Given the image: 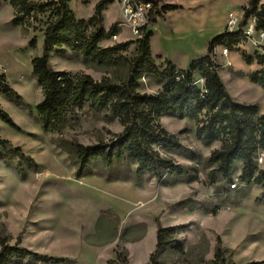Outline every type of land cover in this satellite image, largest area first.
I'll use <instances>...</instances> for the list:
<instances>
[{
    "label": "rangeland",
    "instance_id": "rangeland-1",
    "mask_svg": "<svg viewBox=\"0 0 264 264\" xmlns=\"http://www.w3.org/2000/svg\"><path fill=\"white\" fill-rule=\"evenodd\" d=\"M95 1L98 0H69L68 6L77 18L87 19L93 14ZM160 2L177 7L148 25L153 30L151 51L187 68L192 59L206 53L207 41L225 31L230 12L241 17L247 0ZM13 15L10 4L0 0V73L22 98L16 103L0 95L2 109L16 125L0 120V137L20 146L35 164L18 165L16 155L8 148H0L14 163L10 167L0 158V236H7L8 244H14L20 235L21 246L64 261L26 258L10 264H103L117 253L126 256L127 264H149L156 242V220L162 227L170 228L173 238L161 252L159 264H213L218 238L226 249L228 263L264 264L261 185L245 186L239 181L240 163L232 174L234 188L224 182L219 172L213 181L208 178L214 164L207 158L221 147L225 134L204 142L196 135L198 123L194 120L164 114L159 118L160 124L178 138L183 148L157 150L181 164L182 175L172 174L162 182L147 173L136 176L135 163L129 159L112 167L96 160L86 173L77 175L74 155L59 145L64 140L84 145L108 142L121 132L122 125L108 112L95 113L82 104L60 130H42L35 108L42 92L32 74L31 59L42 54L43 30L54 19V12L49 7L37 13L36 19L29 18L24 25L16 26L11 24ZM120 23L119 7L112 2L103 11L101 25L105 30L115 25L119 35L104 39L99 46L131 40L122 51V58L97 62L67 50L64 55L51 53L52 67L72 76L86 73L95 80H123L139 37L131 35L124 24L120 28ZM91 30L92 27L88 32ZM32 37L35 47L29 45ZM239 44L229 47L226 58L218 57L221 76L238 101L259 105L264 113V91L253 88L244 76L232 74L234 69L243 71V52L253 54L250 44L244 40ZM255 61L254 57L253 68L259 71L260 65ZM156 62L161 68L163 61ZM138 82L140 92L155 94L161 89V81L154 74H141ZM257 166L264 168V158Z\"/></svg>",
    "mask_w": 264,
    "mask_h": 264
},
{
    "label": "trees",
    "instance_id": "trees-1",
    "mask_svg": "<svg viewBox=\"0 0 264 264\" xmlns=\"http://www.w3.org/2000/svg\"><path fill=\"white\" fill-rule=\"evenodd\" d=\"M14 9L12 25H24L29 18L36 19V14L51 7L54 19L43 30L42 54L31 59L34 79L42 92V98L35 105L41 128L45 132L60 130L74 115L75 108L82 104L95 113L106 111L122 125V130L108 141L93 145H84L75 141L64 140L60 147L75 158L76 174L86 173L93 161H100L106 167H112L121 160L129 159L135 163L134 173L140 176L147 173L157 181H164L172 174L182 175L183 166L171 158L162 156L157 147L164 150L183 148L178 138L168 132L159 121L164 114L177 118H189L196 123V135L204 142H212L225 134L226 140L219 149H214L207 158L214 168L208 178L214 180L219 172L228 186L233 183L232 174L240 163L239 181L245 186L258 183L264 197V168L259 169L256 155L264 151V114H260L255 104L234 101L223 84L218 70L220 65L211 59L215 45L228 47L239 44L240 32H222L214 36L207 45V53L193 60L187 70L177 69L174 64L164 59L161 68L156 64L150 49L152 31L148 25L155 23L157 17L177 6L170 3L161 4L159 10L150 13L142 34L136 39V52L128 60L126 75L123 80L113 82L110 79H93L89 74L78 73L72 76L68 71L56 70L50 63L51 53L66 54L67 50L80 53L85 59L97 62L112 61L122 58V51L132 43L131 40L116 42L111 46L101 47L99 43L117 33L115 25L105 30L102 23L103 11L112 3L98 0L93 14L87 18H77L68 6L69 0H3ZM156 5V3H155ZM243 22L250 16L256 18V28L264 30V1L247 0L243 6ZM92 30L88 32V29ZM29 45L35 47L32 37ZM243 59L251 63L256 58L261 64L263 58L258 55H246ZM124 59V58H123ZM154 74L161 81V89L155 94L138 91V76ZM204 77L206 92L200 93L192 85V80ZM252 82L264 88V70L249 75ZM0 95L16 103L21 96L9 85L4 73H0ZM201 115L203 119L201 120ZM0 120L16 127L11 117L0 105ZM16 155L17 164L33 165L34 159L22 152L20 146H13L8 139L0 137V148ZM0 158L6 165L12 166L5 154L0 151ZM7 236H0V264L23 261L26 258H41L59 263L62 258L46 256L20 245V235L14 244H8ZM173 241L170 228L162 227L156 220L155 248L149 256V264H159L161 252ZM225 248L218 238L214 251L213 264L228 263ZM103 264H127V258L117 253L115 258ZM245 264H257L256 261Z\"/></svg>",
    "mask_w": 264,
    "mask_h": 264
},
{
    "label": "built area",
    "instance_id": "built-area-1",
    "mask_svg": "<svg viewBox=\"0 0 264 264\" xmlns=\"http://www.w3.org/2000/svg\"><path fill=\"white\" fill-rule=\"evenodd\" d=\"M115 2L122 16V23L120 28L124 24L131 35L140 37L143 27L147 24L150 13L156 12L161 6L160 0H107ZM156 3V5H155ZM227 33L240 32L242 40L250 44L253 48V55H258L263 58V62L260 65V69L264 70V30L256 28L255 16H250L245 22H243V14L239 18V14L236 12H230L228 14L225 31ZM119 34H114L111 38H117ZM241 40V42H242ZM240 45V44H238ZM230 53L229 47L223 44H217L213 47L211 52V59L222 66L218 56L227 57ZM219 61V62H218ZM227 61V60H226ZM228 62H225V64ZM192 85L196 86L200 93L206 92V85L204 77L201 75L196 76L192 80ZM264 158V151L259 150L256 157V162L260 164ZM235 183L231 184V187H235Z\"/></svg>",
    "mask_w": 264,
    "mask_h": 264
},
{
    "label": "crops",
    "instance_id": "crops-1",
    "mask_svg": "<svg viewBox=\"0 0 264 264\" xmlns=\"http://www.w3.org/2000/svg\"><path fill=\"white\" fill-rule=\"evenodd\" d=\"M95 3H96V1L94 2V5H95ZM167 12L168 11H166L165 13H163V15H162V17L164 18L165 16H166V14H167ZM162 17H157V20L159 19V18H162ZM147 29L148 30H150L149 29V26L147 27ZM152 31V33H153V30H151ZM153 35V34H152ZM150 40H151V38H150ZM210 41V40H209ZM209 41H207L206 42V49H207V45H208V42ZM242 47L245 49V46H243L242 45ZM151 49V48H150ZM245 51V50H244ZM206 53H207V51H206ZM205 53V54H206ZM151 54H152V56H153V58H154V60H155V62L157 61V59H161L162 61L164 60V59H168V58H164V57H162V54H153L152 53V51H151ZM204 54V55H205ZM246 54V53H245ZM203 55V56H204ZM247 55V54H246ZM249 55H253V54H249ZM241 56V55H240ZM202 57V56H201ZM219 57V56H218ZM222 57V56H221ZM198 58H200V57H198ZM198 58H194V59H192L191 61H190V63H189V66H190V64L192 63V61L193 60H196V59H198ZM241 59L242 60H240L242 63H243V65H245V67H244V69H243V71H240V70H238V69H234V71H232V74H233V76H244L245 78H246V80H248L249 81V83H250V85H252V87L254 88V87H256V89H261L262 91H264V88H262L258 83H255V82H252L250 79H249V75L252 73V72H255V71H257L256 69H254L253 68V62H254V60L251 62V63H247L244 59H243V57L241 56ZM169 60V59H168ZM173 64H174V66L177 68V69H184V70H187L188 68H189V66L187 67V68H182V67H180V66H178L175 62H173L172 60H170ZM221 63V62H220ZM156 64H157V62H156ZM255 64H257V62L255 61ZM159 65V64H158ZM221 69H222V66H220V68H219V70H218V73H219V76H220V78H221V80H222V82H223V84L225 85V87H226V89H227V91H228V93L231 95V97L234 99V101H236V102H239V103H241L240 101H238L235 97H234V95H233V92L229 89V87L227 86V84L224 82V80H223V78H222V76H221ZM239 72V73H238ZM256 105V104H255ZM258 106V110H259V113L260 114H264L262 111H261V109H260V107H259V105H257Z\"/></svg>",
    "mask_w": 264,
    "mask_h": 264
}]
</instances>
